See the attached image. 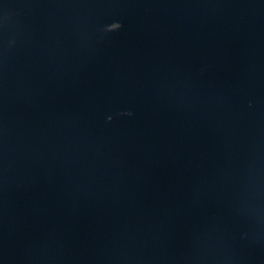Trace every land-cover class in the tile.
<instances>
[{
	"label": "water",
	"instance_id": "obj_1",
	"mask_svg": "<svg viewBox=\"0 0 264 264\" xmlns=\"http://www.w3.org/2000/svg\"><path fill=\"white\" fill-rule=\"evenodd\" d=\"M0 264H264V0H0Z\"/></svg>",
	"mask_w": 264,
	"mask_h": 264
}]
</instances>
